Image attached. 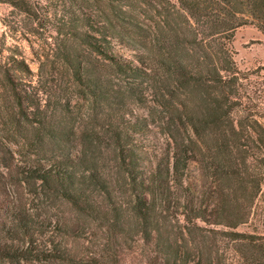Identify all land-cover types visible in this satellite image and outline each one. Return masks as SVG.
Returning <instances> with one entry per match:
<instances>
[{
  "label": "trees",
  "instance_id": "obj_1",
  "mask_svg": "<svg viewBox=\"0 0 264 264\" xmlns=\"http://www.w3.org/2000/svg\"><path fill=\"white\" fill-rule=\"evenodd\" d=\"M0 4V264H264V65L232 48L264 36V0ZM9 33L43 41L38 82L66 71L74 110L20 77Z\"/></svg>",
  "mask_w": 264,
  "mask_h": 264
},
{
  "label": "rangeland",
  "instance_id": "obj_2",
  "mask_svg": "<svg viewBox=\"0 0 264 264\" xmlns=\"http://www.w3.org/2000/svg\"><path fill=\"white\" fill-rule=\"evenodd\" d=\"M140 7L141 9L136 8L138 12L136 11L134 13L139 16V20L148 27L151 22L149 18L152 13L150 11L146 15L144 11H142L145 7ZM9 10L10 8L8 6L0 4V18L6 16L9 13ZM2 30H4V27L0 21V33ZM113 48L115 52L122 57L132 58L130 53L121 49L119 46L114 45ZM232 48L234 50V60L239 69L244 71L252 70L258 66L264 65V36L253 26L244 25L236 29L232 40ZM34 52L44 54L42 40L30 36V40L27 41L22 38H17L13 33H9V36L6 39V51L4 54H15L16 56L23 57L32 71V74L20 75V77L26 82L31 80L33 84L39 85L44 102L48 99H56V97H59L64 101L70 102L69 109L74 110L80 102H78V97L73 89L74 87L69 80V75L66 74V71L51 68L41 74V81L38 82V61ZM97 57L98 58H93L94 63L95 60L99 59V56ZM97 67H99L101 73L107 74L112 78L116 87H118V85L125 86L128 82L133 80L124 73L115 72L110 70V68H106L101 61H98ZM127 102L131 104V107L135 111L140 112L139 105H135V102L131 98H127ZM85 108H87L86 102L82 111H84ZM259 204L264 208V186L262 188V195L259 199ZM258 229L264 232V227H258Z\"/></svg>",
  "mask_w": 264,
  "mask_h": 264
}]
</instances>
